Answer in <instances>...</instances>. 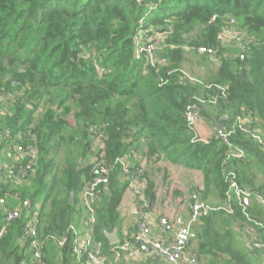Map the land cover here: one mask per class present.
Here are the masks:
<instances>
[{"label": "trees", "instance_id": "trees-1", "mask_svg": "<svg viewBox=\"0 0 264 264\" xmlns=\"http://www.w3.org/2000/svg\"><path fill=\"white\" fill-rule=\"evenodd\" d=\"M229 15L254 39L236 49V55H229L230 48L218 38ZM141 30L163 35L162 48L155 55L168 64L152 63L144 54L136 58L135 37ZM201 45L216 50L214 55L200 54L201 62L211 58L217 67L208 79L193 81L180 70L184 50L188 47L197 54ZM15 64L24 70L18 71ZM206 85H211L210 90ZM217 86L224 87L227 94L226 102L220 100L217 105L219 111L232 118H248L252 125L258 119L264 126V0H0V98L9 100H0V124L5 125L0 131L9 129L14 136L26 137V143L36 146L37 155L23 182H0V196L18 192L21 200L34 205L36 197L44 195L38 208L37 233L43 242L45 264H73L69 226L76 225L77 196L90 178L89 165L81 167L79 160L88 155L91 126H103L106 138L100 155L111 169L92 228L93 238L108 260H112V245L106 234L120 228L118 206L125 188L119 183L115 161L131 147L137 148L141 136L148 140L150 153H172L173 160L202 169L205 182L214 181L219 197H224L221 164L226 146L216 139L192 141L183 118L190 99L214 94ZM49 88L59 98L57 103L46 97L52 93ZM4 106L7 111L2 118ZM70 112L78 135L72 134L67 141L66 116ZM205 116L217 118L208 112ZM231 141L264 174V150L239 131ZM55 143L64 147L59 174L49 157ZM237 161L243 162L233 159L232 167ZM152 186L149 183L145 193L150 200L154 198ZM258 191L264 192V184ZM248 211L264 222L250 206ZM214 214L202 218L196 239L201 245L208 243V251H229L227 245L218 244ZM234 215L244 218L239 208ZM25 221L21 216L6 223L0 207V228L4 227L0 264H34L33 249L24 237ZM54 235L66 236V244L61 248L53 245ZM231 257L226 264L232 260L246 264L233 253Z\"/></svg>", "mask_w": 264, "mask_h": 264}, {"label": "built area", "instance_id": "built-area-1", "mask_svg": "<svg viewBox=\"0 0 264 264\" xmlns=\"http://www.w3.org/2000/svg\"><path fill=\"white\" fill-rule=\"evenodd\" d=\"M237 26L236 20L229 15L219 33L218 38L232 39L239 47H245L254 43L253 37L245 28L234 29ZM158 49V37L151 35L147 31L141 30L135 37L136 58L146 55L150 62L158 61L162 64H168L165 58L157 59L156 50ZM198 54L214 55L216 50L213 47L201 45L196 49ZM240 60L244 59V54L239 53ZM184 77L187 76L182 72ZM210 90L211 85H206ZM226 90L222 86H217V92L204 96H194L190 99L183 110V118L188 131L192 135V141L208 142L210 139H216L226 146L225 156L222 159V175L226 189L224 197L217 203L198 200L190 204L186 219L175 227V221L167 216L159 217L158 224L164 237H155L152 234L151 227L145 216L140 217L133 227V231L117 243L113 244L112 260L103 254L101 245L96 243L92 228L95 223V212L98 206V200L101 191L106 189L110 181L111 169L101 158L103 140L106 138L103 126H91L89 128L88 140V165L89 179L85 181L79 196L82 208V226L71 224L69 229L73 232L72 254L73 264H118L120 260L129 255L134 249L140 253L155 252L168 264H199L198 258L188 254V245L196 239L198 234L197 224L203 217L212 213L223 212L227 215H234L239 208L245 220L252 223L264 231V222L255 219L248 211L245 199L250 197V192H245L239 184L238 175L231 165V160H244L245 151L242 147L235 145L231 141V136L236 131L248 135L257 145L264 150V126L261 121L254 119L253 125L248 118L236 116L235 118L223 115L219 121L223 124L221 128H215L208 136L203 138L197 133V125L202 119L203 109L208 105H218L221 100L226 102ZM21 134L13 135L9 129L0 131V144L2 151L16 154L17 159L10 165H4L0 160V182H23L29 175L35 161L37 160L36 146L26 143ZM134 154L133 148L124 156L116 159L120 172L119 178L124 181L128 189L131 190L135 203L144 212L147 204L144 193V181L142 176L144 167L141 163H135L130 158ZM256 197L264 207V192L257 191ZM15 200V201H14ZM11 201V202H10ZM41 202L31 205L28 199L21 200L18 192L6 193L0 196V207L4 210V221L12 222L21 216L26 218L24 223V237L30 241L33 249L34 264H45L43 260L42 247L43 242L38 238L37 226L40 222L38 208ZM4 232V227L0 228V236ZM170 232V235L167 233ZM53 245L63 247L67 242L66 236L54 235L51 237ZM253 250L264 255V232L261 238L251 241Z\"/></svg>", "mask_w": 264, "mask_h": 264}, {"label": "crops", "instance_id": "crops-1", "mask_svg": "<svg viewBox=\"0 0 264 264\" xmlns=\"http://www.w3.org/2000/svg\"><path fill=\"white\" fill-rule=\"evenodd\" d=\"M158 37V49L161 47L160 41L163 38L161 33H155ZM188 47L184 50V61L181 66V71L186 73L187 66V55L186 52ZM195 56L196 54L193 53ZM197 62L200 66V58L196 55ZM208 61H213L214 59ZM217 63V61H216ZM215 69L209 72L208 67L202 70L201 73L192 74L194 77L199 79H208L209 76L213 75ZM217 105H208L203 109V116L198 123L196 129L198 135L203 138H208L210 134L217 127V123L220 117L227 114L226 111L221 112ZM205 112H208L212 117L217 116L216 119L209 120L205 116ZM222 124V123H221ZM223 125V124H222ZM21 137H23L21 135ZM26 139V137H25ZM140 144L137 148H133L134 154L130 158L135 163H141L144 167V173L142 180L144 181V193L148 184L151 183L152 191L154 194L153 199H146L147 207L144 212L140 211L139 206L135 203L132 192L123 180L120 178L119 183L125 185L124 192L121 197L120 204L118 206L119 222L120 228L117 230V234L120 239L128 236L135 225V222L140 218L145 216L151 227L152 234L155 237H164L163 233L160 231L158 219L162 216H167L175 221L178 227L187 217L190 204L195 201L202 200L210 204L217 203L221 200L219 197V189L214 181L210 184L205 182V176L203 170L200 168L189 167L186 162H177L173 160L174 154L169 153V155L162 153H150L148 149V140L141 136ZM219 147L220 144H217ZM130 148V149H131ZM212 155V154H211ZM17 159V155L11 154L7 151L0 150V160L4 165H10L13 160ZM88 155L80 159V166L84 167L88 164ZM233 168L237 172L240 187L245 192H250V197L245 199L247 208L250 206L251 212L255 213L264 220V207L260 203L259 199L256 197L258 188L264 184V179H258L257 172H262L258 169L252 162L250 158L244 159L243 162L237 161ZM259 170V171H257ZM241 181V183H240ZM77 208L78 214L76 215L75 224L76 226H82V208L81 200L78 194ZM102 198V196L100 197ZM100 203H101V199ZM255 215V214H254ZM202 220V219H201ZM213 224L219 232L218 244L220 246L229 247V251L213 250L208 251L210 246L208 243L204 245L200 244V240L194 239L188 245V254L194 255L198 258L199 264H226V260H230L231 253L239 257L246 264H264V255L252 249L251 241L253 239H259L263 235V230L254 226L252 223L246 221L242 217H236L235 215H224L222 218L216 213L212 215ZM202 221L197 224V229L200 231ZM171 233L168 232L167 235ZM110 244V243H109ZM111 245V244H110ZM227 245V246H226ZM238 253V254H237ZM237 261L232 260V264H236ZM119 264H168L165 262L158 254L155 252L140 253L136 249L132 251L129 255L122 258Z\"/></svg>", "mask_w": 264, "mask_h": 264}, {"label": "rangeland", "instance_id": "rangeland-1", "mask_svg": "<svg viewBox=\"0 0 264 264\" xmlns=\"http://www.w3.org/2000/svg\"><path fill=\"white\" fill-rule=\"evenodd\" d=\"M240 27L239 26H234V29H239ZM146 31V30H144ZM151 35H155V33H151ZM220 40V39H219ZM221 41V44L224 46V47H227V48H230L229 51H227V48H226V51L229 53V55L232 53L234 55L237 54V50L236 49H240L241 47L237 46L232 39H228V38H225L223 40H220ZM235 51V52H233ZM197 53V52H196ZM198 54V53H197ZM196 54V55H197ZM186 55H187V66L186 68H184L186 70V73L189 75V77L191 78V80L195 81L197 78L194 77L192 74L195 75V73H201L203 69H205L206 67H208L209 69V72L212 71V69H215L217 67V63L216 61H203V62H200V66L197 62V58H195V56L193 55V53H191L189 50H187L186 52ZM198 57L200 56V54L197 55ZM6 59H4V62L6 63ZM15 66H17V69L18 71H23L24 70V67L21 66V65H17L15 64ZM210 77V76H209ZM52 92L51 94H46V97L47 98H53L54 102L57 103V101L59 100V98L56 96V93L52 90V88H49V92ZM197 97V96H196ZM0 100L2 102H7L9 101L6 97H1ZM5 110H3V116H1L2 118H4V114L5 112L7 111V107L4 106ZM59 111H61L60 109L58 110V113ZM37 119V117H36ZM66 120L67 122L69 123V128L66 129L65 131V138L66 140L68 141L70 136L72 134L74 135H78L76 133V128H75V123H74V117H73V114L70 112L68 114V116H66ZM37 120H35L36 122ZM3 125L5 126L3 123L0 124V126ZM56 144V148L50 152V156L49 157H53L54 159V163H55V170H56V174L58 173L59 174V170L60 168L62 167V164H63V158H64V147H63V144H60V143H55ZM259 171V170H257ZM258 174V179H264V174L262 172H257ZM43 197L44 195H39L38 197H36V199L34 200L35 204L42 201L43 200ZM101 199V204L103 202V197L100 198ZM77 200H78V197H77ZM15 201V200H14ZM11 202V201H10ZM100 205V200H98V206ZM81 215H82V212H81Z\"/></svg>", "mask_w": 264, "mask_h": 264}, {"label": "water", "instance_id": "water-1", "mask_svg": "<svg viewBox=\"0 0 264 264\" xmlns=\"http://www.w3.org/2000/svg\"><path fill=\"white\" fill-rule=\"evenodd\" d=\"M217 128H221L222 127V124L221 123H217L216 124ZM69 204H72L74 202V197H73V194H70L69 195ZM246 202H248V200H246ZM107 238H108V241L111 245L117 243L119 241V237H118V234H117V229H113L112 232H109L106 234Z\"/></svg>", "mask_w": 264, "mask_h": 264}]
</instances>
